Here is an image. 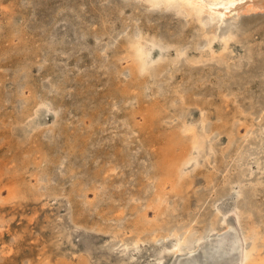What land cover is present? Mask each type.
<instances>
[{
    "label": "bare ground",
    "instance_id": "bare-ground-1",
    "mask_svg": "<svg viewBox=\"0 0 264 264\" xmlns=\"http://www.w3.org/2000/svg\"><path fill=\"white\" fill-rule=\"evenodd\" d=\"M70 7L63 3L51 11L50 35L45 31L35 33L36 38L39 34L40 38H49L55 43L44 45L46 54L36 61L34 67L38 74H30V61L21 67L23 78L19 82L18 79L13 81V93L9 100L21 99L23 103L15 112V121L12 124L7 122L6 125L11 129L9 133L15 140V146L20 147L26 142L29 149L39 153L27 160H23V154H19L24 163L29 161L32 164L29 172L35 178L34 185L26 188L27 192H37L33 195L43 200V204L58 203L66 208L65 213L59 214L57 218L63 229L60 231L61 239L65 238L72 247H68L69 252H64L58 258L59 264H71L67 261L78 251H81L80 257L87 260L91 251L88 248L81 250L74 242L75 237L80 239L95 230H99L98 234L110 237L106 242L115 241L113 246H108V252H113L117 258L108 264H141L135 260L145 257L143 250L148 244L151 246L147 248L149 252L142 264H264V234L255 223H244L250 213L243 206L240 207L237 200L240 192L235 193L236 200L232 203L227 200L232 197L233 191L226 189L218 195L212 201L214 211L204 216L208 222L202 227L192 223L193 217L184 226L177 225L179 221L175 219H165L164 223H160L159 217L166 211L170 213L176 210V201L173 202L170 197L186 192L192 183L189 177L194 175L190 173L197 170L198 174L199 167L205 161L211 163V155L216 152L219 143L217 134H227L228 146L235 140L233 128L231 134L228 129L221 128L222 125L227 126L228 118L223 119L225 121L221 126L214 122L213 117L221 119L223 112L211 111L213 100L195 97L199 94L197 87L206 82L208 76L203 77L204 73L196 76L192 82L195 87H189L183 86L176 73L184 62L200 60L196 55L190 56V52L201 49V45L205 47L202 50L203 59H214L217 63L231 67L233 51L236 50L234 43L239 41L240 34L235 28H227L222 32L217 28L226 19L264 13V0H124L116 8L117 14H125L127 9L134 14L130 16L131 21H125L122 17V31L128 30L127 35L121 36L120 31L112 35L114 48L108 50L112 53L110 56L102 54L100 41L104 35H111L114 28L100 21L99 26L95 27V23L91 25L95 27L91 31L83 25L88 20L87 6L79 8L75 13L77 16H72ZM60 14V19L66 22L58 27L53 21ZM204 15H210L215 20L214 24L206 22ZM79 17L81 20H77ZM166 19H175L177 22L171 21L169 26H165L163 23ZM189 22L191 26L198 24L202 36L200 46V41L194 46L188 42L189 30L184 27ZM173 25L179 27L174 28ZM166 27L170 31L167 37L162 34ZM91 43L93 48L90 49ZM91 53L97 57L95 68L84 71L70 66L73 63L81 67L85 64L83 57H90ZM106 58L108 62L105 64ZM91 60L88 62L93 65ZM109 62L113 63L116 70L101 69ZM169 66L172 72L168 76L169 81H164L166 78L163 79L161 73ZM40 75L44 79L43 83L36 81ZM118 76V82H122L119 85L116 82ZM103 80L107 86L97 89L96 86ZM159 81H164L165 87L158 85ZM153 83L156 87L154 93L147 94L153 96L154 100L143 104V89H150ZM220 88L219 84V91ZM229 94L225 92V95ZM107 97L111 100L108 101ZM244 113L245 109L239 108L237 114L231 115L232 123L245 124V131L240 134L243 138L254 130L255 124ZM75 115L78 116L79 125L70 120ZM258 126L262 127L263 123ZM108 130L114 132L105 136ZM257 159L260 160V157ZM21 168L23 170L24 166ZM246 170L243 168L241 171L246 173ZM210 174L208 183H212L214 177ZM144 178L149 183H145ZM14 180L13 186L8 188L9 202L24 193L20 184L16 183L21 179L14 177ZM261 181L258 179V183ZM143 182L145 185L140 190ZM134 188H138L141 193H134ZM142 192L146 194L142 195ZM116 195L119 199L128 195L120 212H123V207L128 208L133 202L136 203L133 209H137L139 218L132 228L126 230L123 224L121 227V223H118L114 227L105 226L106 229L101 225L89 229L81 224L80 221H89L84 213L86 208L90 212L102 214L103 210L113 205L110 204V198L116 200ZM22 196L25 197L24 194ZM222 197L229 198L226 204L223 202L220 205L217 201ZM142 198H146V203L137 204ZM88 204L92 207H87ZM153 205L159 209L163 205V209H158L149 219L144 208ZM200 220L206 219H197ZM171 222L176 223L167 226ZM164 225L167 227L162 229ZM218 232H222L221 235ZM158 242L160 245L153 248L152 244ZM220 242H230L234 246L231 250L219 253L217 245ZM85 260L78 264H88Z\"/></svg>",
    "mask_w": 264,
    "mask_h": 264
},
{
    "label": "rangeland",
    "instance_id": "rangeland-1",
    "mask_svg": "<svg viewBox=\"0 0 264 264\" xmlns=\"http://www.w3.org/2000/svg\"><path fill=\"white\" fill-rule=\"evenodd\" d=\"M121 2H124V0H0V36L3 38L0 37V248L8 244L2 247V250L0 249V264H59L58 258L64 252L66 254L67 251L69 252L68 247H72L65 238L62 237L61 239L60 231L62 226L59 225V219L57 218L59 214L65 213L66 208L64 206H59L58 203H53L52 205H49V203L43 204V200L33 195L37 192L31 194L26 190V188H29V185L30 187L34 185L35 178L29 172L32 170V164L29 161L24 163L23 160L31 159L32 156L39 155V153L36 154L29 149V146H26V142L20 147L15 146V140L9 133L11 129L6 126L9 122L15 121V112L20 109L23 103L21 99H16L17 101L9 100L11 93H13L11 92L14 88L13 81L18 79L17 82H19L23 78L21 67L24 66L23 64L30 61L32 62L31 69H29L30 74H38L34 67L37 64L36 61H40L42 55L46 54L47 49L43 50L44 45L55 43L50 41L49 38H40L39 34H37L36 38L35 33H42V31H45L46 34L49 33L50 35L52 32L50 30L52 22H49L50 13H52L51 11L58 5L63 3L70 5V11L73 13L72 16H77V14H75L77 10L79 11V8L87 6V9H89L86 13L88 20L83 22V25L86 26L87 29L94 31L93 29L99 26L101 22L114 28L111 35H104L100 41V46L103 47L102 54L110 56L112 53L108 50L114 48V41L113 43L111 42L113 39L112 35L116 34L118 31H120L121 36L127 35L126 31L128 30L122 31V27L124 26L122 17L124 16V20L126 19L125 21H131L130 16L134 14L129 9L126 10L125 14H117L116 8ZM100 15H102V18ZM15 17L18 18L15 19ZM60 17L61 14L58 18H54L53 21V23L56 22L55 25L58 27L61 23L64 24V22H66L60 19ZM77 20H81V18L79 17ZM204 20L211 24L215 22L210 15H204ZM132 21L134 20L132 19ZM171 21L173 23L177 22L175 19H166L165 23H163V21L162 23L165 26H169ZM93 24L95 27L91 26ZM182 24L183 23L178 25L181 26ZM195 25L191 26L190 22L186 23L184 29L189 30L187 32V38H189L188 42L194 46V44L200 41V46L202 36L199 34L198 24L196 23ZM173 27L178 28L174 25ZM227 28H235L238 34H240L239 41L234 43L236 50L233 51L234 59L233 61L231 60V67H228L226 64L217 63L214 59H203L204 56L202 57V54H204V51L202 52V50H205V47L201 45V49H195L190 52V56L196 55L200 60L190 63L184 62L181 64L176 74L179 75L178 80L183 86L189 87H195L192 82L195 80L194 78L196 76H202L203 73V77H205V75L208 76L209 79L197 87L199 94L195 97L213 100L214 104L210 106L211 111L215 112L222 110L221 112H223V118L217 120V118L213 117L214 122L221 126L225 121L223 119L228 118L229 122L226 124L227 126L224 127L222 125L221 128L228 129L230 134L233 128L235 140L228 146L227 134L225 132L217 134L216 139H218L219 143L216 152L211 155V163L206 161L203 162L199 167L198 174L197 170H194V172L192 171L190 173L191 175L194 174L192 178H190L189 175L187 176L189 180H192V183L186 190L187 193H183L184 195L173 194V196L170 197L173 202L176 201L174 203V205H177L176 210H172L170 213L166 211V213L161 214L159 216L161 218L160 223H164L165 219H175L179 221L177 225L184 226V223L190 222V219L193 217L192 223L197 224L198 227H202L205 222H208L207 218L204 216L214 211L212 201L215 200L218 195L225 192L226 189H229L233 191L234 194L232 193L233 195H230V197H232H228L229 200L227 201L230 203L234 202L233 200H236L234 199L235 193L238 194V192H240L239 198L237 199L240 207L243 206V208L248 210L247 213H250V216L244 219V223H246V225L249 222L255 223L264 234V13H252L237 18L226 19L219 24L217 30L222 32ZM166 29L162 30V34H164L165 37L170 34L167 27ZM33 31L34 34L32 33ZM56 39L57 41L59 40V38ZM92 43L89 46L90 49ZM106 51L108 54H106ZM91 56H93V58H91ZM96 58V55H92L91 53L90 57H83L85 64L81 65V67L74 66L73 63H71L70 66L72 68L74 67L75 70L81 68V70L88 71L90 68H95L97 64ZM89 60H91L93 65H90L91 63L88 62ZM107 62L108 58H106L104 63L106 64ZM235 63H238V65H235ZM168 68L169 69L161 73V77L163 79L166 78L164 81H169L168 76L172 72L170 71V66ZM101 69L116 70L113 63L110 62L107 66L103 65ZM103 75L106 74L103 73ZM120 76L122 77L123 74L121 73ZM162 78L160 79L162 80ZM42 80L44 79L41 75L36 78V81L39 83L42 82ZM118 80L119 76L116 78V82H118ZM163 82L159 81L158 83L162 88L166 85L165 82ZM121 83L122 82H118V85ZM154 84L155 83H153L150 89H143V104L153 102L152 100H154V97L148 94H150V92L154 93V89H156ZM219 84L221 85L220 91ZM103 85L105 87L107 86L104 80L103 83L98 84L96 88L98 89L100 87V89H104ZM222 88H227V90ZM201 89L209 91H202ZM72 90H74V88ZM225 92H228V94L230 92L232 93L225 95ZM13 97L15 96L13 95ZM109 98L112 97L110 96ZM109 98L107 99L108 101L111 100ZM239 108L245 109L244 116L250 121L253 119L255 123L254 130L245 138L240 136V134L242 135L245 131V124L241 123L239 125L238 122H236V124L232 123L234 121L231 119V115L235 112L237 114ZM70 120L75 121L74 124H78L77 115L71 117ZM86 121L88 122L87 117ZM259 123H263V126L260 128L258 126ZM113 132V130H108L105 132V136H109L113 134ZM7 137L8 139H6ZM19 154H23V160L19 158L21 157ZM257 157H260V160L257 159ZM23 166L24 169L21 170ZM17 168L21 169L18 170ZM243 168H247L246 173H242L241 170ZM17 171H19V173ZM11 172H15V174ZM208 173L214 176L212 183L207 182L209 179ZM13 176L21 179L16 183L20 184L24 193L15 196L12 201L9 202L7 198L8 188L9 186L12 187V184H14L13 182H15ZM228 179L232 181L230 182ZM258 179L262 180L261 183H258ZM144 180L145 183H149L148 179L146 181V178H144ZM144 182L140 186V190L145 185ZM138 190V188H134V191H136L134 193H141ZM23 194L25 197L22 196ZM144 194L146 193L142 192V195ZM170 195H172V193ZM89 197L90 199L92 198L91 193ZM125 198L127 200L128 195H124V199H119L117 195L116 200L110 198V204L113 205L109 209L103 210L104 215H102L103 213L99 214L95 211L90 212L89 209L86 208V212L84 213L87 215V218H89V221H80L81 224H84L85 228L89 229L97 226L99 228L100 225V227L106 229L111 225L114 227L118 223H121L126 230H129L132 228L133 224H135L134 222H136L138 214H136L137 209H133L136 204L135 202L128 208L123 207V212L119 211L126 201ZM226 199L222 197L217 202L223 205V202L226 204ZM146 201V198H142L137 204L141 202L146 203ZM75 205L73 206L74 209L76 208ZM86 206L89 208L92 207V205L89 204ZM162 207L163 205H160L159 209L156 205H153V207L149 206V208H144L147 218L151 219L156 211L158 212V209L160 211L163 209ZM77 210L78 209L75 211ZM200 218L206 220L197 221V219L199 220ZM90 219L95 220V222ZM97 221L100 222L98 223ZM172 223L176 222H171L167 226L170 224L172 225ZM95 224L97 225L95 226ZM102 224L104 225L102 226ZM123 225L121 227H123ZM167 226L164 225L162 229ZM98 233L99 230H95L90 235H83L80 239L75 237V244L79 246L80 249L88 248L91 251V255L85 260L84 257H80L79 255L81 251H78L73 258L70 257L69 261L66 260L67 263L78 264L85 260L88 264H108L109 262L115 261V258H117L115 254L113 252L109 254L108 252V246H113L115 241L106 242L105 240L110 237ZM218 233V235H221L222 232ZM152 245L154 248L155 246H159L160 242L153 243ZM16 246L19 247L16 248ZM150 246L151 244H148L147 248ZM217 246L218 252L220 253V251L231 250L234 245L230 242L227 244L220 242ZM147 248L143 250L145 257L147 252H149ZM145 257L137 258L135 261L141 262L142 264L145 262Z\"/></svg>",
    "mask_w": 264,
    "mask_h": 264
}]
</instances>
